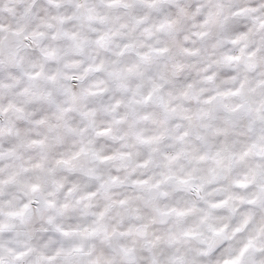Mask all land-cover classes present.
<instances>
[{
  "label": "clouds",
  "instance_id": "9594fccd",
  "mask_svg": "<svg viewBox=\"0 0 264 264\" xmlns=\"http://www.w3.org/2000/svg\"><path fill=\"white\" fill-rule=\"evenodd\" d=\"M0 264H264V0H0Z\"/></svg>",
  "mask_w": 264,
  "mask_h": 264
}]
</instances>
